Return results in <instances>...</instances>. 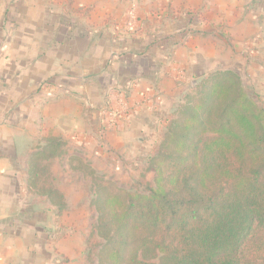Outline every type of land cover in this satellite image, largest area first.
Segmentation results:
<instances>
[{
	"label": "crops",
	"instance_id": "crops-1",
	"mask_svg": "<svg viewBox=\"0 0 264 264\" xmlns=\"http://www.w3.org/2000/svg\"><path fill=\"white\" fill-rule=\"evenodd\" d=\"M255 15L252 0H0V264L87 263L72 207L58 214L28 189L41 125L79 142L109 129L127 146L189 85L231 69L254 45Z\"/></svg>",
	"mask_w": 264,
	"mask_h": 264
},
{
	"label": "trees",
	"instance_id": "trees-1",
	"mask_svg": "<svg viewBox=\"0 0 264 264\" xmlns=\"http://www.w3.org/2000/svg\"><path fill=\"white\" fill-rule=\"evenodd\" d=\"M179 101L147 160L154 184L145 192L88 168L89 242L101 241L92 264H264V107L232 69L203 76ZM62 146L46 137L28 163L29 191L58 214L71 210L69 199L43 185L37 168Z\"/></svg>",
	"mask_w": 264,
	"mask_h": 264
},
{
	"label": "rangeland",
	"instance_id": "rangeland-1",
	"mask_svg": "<svg viewBox=\"0 0 264 264\" xmlns=\"http://www.w3.org/2000/svg\"><path fill=\"white\" fill-rule=\"evenodd\" d=\"M252 1L257 10L254 19L258 24L254 25L258 29H254V34L256 33L252 41L254 45L249 46V50L243 49L242 56L238 59L236 58L234 61H231L230 58L226 59L225 64L226 68H231L240 74L247 91L264 107V0ZM132 4L136 5L137 11V2ZM259 40H263V43L261 44ZM190 87L193 86L189 85L186 90ZM157 100L161 101V97L158 96ZM179 100L161 118L162 121H155L156 125L152 132L149 129L143 130L144 136H141L140 133L135 139L136 141L130 142L125 147H120V143L117 142V133L109 131V129H103V133L83 132L81 135L86 142L78 141L80 133L69 132L54 136V131L48 130L42 125L36 130L40 132L36 133V150L40 149V144H44V137H55L63 144L61 152L64 154L62 156L57 157L54 161H40L37 169L43 185L59 190L68 197L72 210L66 221L67 224L76 222L84 241L86 239L84 245V253L87 256L86 264H92L93 258L89 257L92 246L101 242L98 238H95L91 244L89 242L95 214L92 205L94 189L88 168L112 180L118 187L145 192L149 186L154 184V173L146 170L147 160L157 152L164 129V121L178 106ZM101 112L102 117H108V113L113 110H102ZM112 114L110 118L114 119L117 116H123L126 111L118 109V112L114 111ZM140 138L144 139L143 142H139ZM71 157H77L81 162H72Z\"/></svg>",
	"mask_w": 264,
	"mask_h": 264
},
{
	"label": "built area",
	"instance_id": "built-area-1",
	"mask_svg": "<svg viewBox=\"0 0 264 264\" xmlns=\"http://www.w3.org/2000/svg\"><path fill=\"white\" fill-rule=\"evenodd\" d=\"M137 23L136 5L132 4L127 14L126 27L128 30H134Z\"/></svg>",
	"mask_w": 264,
	"mask_h": 264
}]
</instances>
